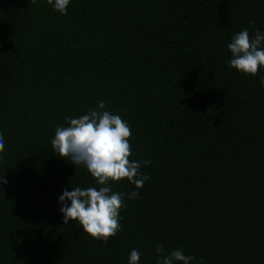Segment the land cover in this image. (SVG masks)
I'll return each mask as SVG.
<instances>
[{
  "label": "trees",
  "instance_id": "trees-1",
  "mask_svg": "<svg viewBox=\"0 0 264 264\" xmlns=\"http://www.w3.org/2000/svg\"><path fill=\"white\" fill-rule=\"evenodd\" d=\"M264 32V0H0V264H264V87L230 68L231 37ZM127 121L125 193L105 244L64 225L59 197L96 187L52 151L57 126L95 109ZM138 191L136 199L127 194ZM70 203V202H69Z\"/></svg>",
  "mask_w": 264,
  "mask_h": 264
},
{
  "label": "clouds",
  "instance_id": "clouds-1",
  "mask_svg": "<svg viewBox=\"0 0 264 264\" xmlns=\"http://www.w3.org/2000/svg\"><path fill=\"white\" fill-rule=\"evenodd\" d=\"M47 3L66 15L70 0H47ZM228 49L232 56L227 61L230 68L251 76H256L264 68V32L259 29L255 30L254 37H250L248 29L234 34ZM260 84L264 87V77L260 78ZM105 107L101 100L95 109H89L78 118L66 116L68 126L56 127L51 147L54 153L69 160L76 168L84 166L99 185L98 190L96 187H72L71 191H63L59 203L64 225L69 220L78 222L84 233L106 244L121 230L120 211L126 206V194L113 192L112 183L126 178L137 190L141 189L149 179L141 173V164L148 166L151 161L129 160L132 155L130 126L119 115L106 111ZM4 148L5 142L0 134V152ZM6 182L0 176V183ZM138 196V191L127 194L129 200ZM156 253L160 256L157 264H192L195 259L185 255L183 247L164 254L163 246L157 245ZM139 260L140 252L132 249L128 264H138Z\"/></svg>",
  "mask_w": 264,
  "mask_h": 264
}]
</instances>
